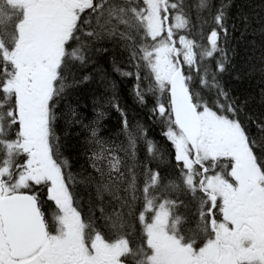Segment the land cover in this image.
<instances>
[{"label": "snow or ice", "instance_id": "snow-or-ice-1", "mask_svg": "<svg viewBox=\"0 0 264 264\" xmlns=\"http://www.w3.org/2000/svg\"><path fill=\"white\" fill-rule=\"evenodd\" d=\"M0 264H264V0H0Z\"/></svg>", "mask_w": 264, "mask_h": 264}, {"label": "trees", "instance_id": "trees-1", "mask_svg": "<svg viewBox=\"0 0 264 264\" xmlns=\"http://www.w3.org/2000/svg\"><path fill=\"white\" fill-rule=\"evenodd\" d=\"M89 111H91V105L89 104Z\"/></svg>", "mask_w": 264, "mask_h": 264}]
</instances>
